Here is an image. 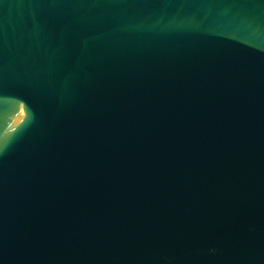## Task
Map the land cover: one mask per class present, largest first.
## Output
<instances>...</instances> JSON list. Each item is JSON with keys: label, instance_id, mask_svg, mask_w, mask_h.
<instances>
[{"label": "water", "instance_id": "obj_1", "mask_svg": "<svg viewBox=\"0 0 264 264\" xmlns=\"http://www.w3.org/2000/svg\"><path fill=\"white\" fill-rule=\"evenodd\" d=\"M0 264H264V0H0Z\"/></svg>", "mask_w": 264, "mask_h": 264}, {"label": "clouds", "instance_id": "obj_2", "mask_svg": "<svg viewBox=\"0 0 264 264\" xmlns=\"http://www.w3.org/2000/svg\"><path fill=\"white\" fill-rule=\"evenodd\" d=\"M214 251V250H213Z\"/></svg>", "mask_w": 264, "mask_h": 264}]
</instances>
